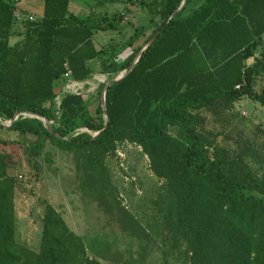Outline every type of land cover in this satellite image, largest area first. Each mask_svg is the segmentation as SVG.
<instances>
[{"label":"trees","instance_id":"trees-1","mask_svg":"<svg viewBox=\"0 0 264 264\" xmlns=\"http://www.w3.org/2000/svg\"><path fill=\"white\" fill-rule=\"evenodd\" d=\"M88 1L83 16L71 11V0H43L42 15L17 26L15 2L0 0V120L23 113L0 129L32 136L37 148L50 140L108 152L121 140L137 143L167 182L165 220L186 243L191 264H264V169L258 174L243 159L220 154L197 127L198 112L242 96L264 106V91L255 90L264 76V0H204L190 9L191 0ZM110 1L140 4L149 24L133 26L123 44L98 47L96 34L119 31L130 11H93ZM68 72L78 82L109 76L99 84L95 114L84 115L89 96L83 93H65L57 104ZM81 126L89 132L76 134ZM170 126L177 127L175 136ZM7 158L0 153V264H104L88 256L82 238L50 204L39 251L17 241Z\"/></svg>","mask_w":264,"mask_h":264},{"label":"rangeland","instance_id":"rangeland-1","mask_svg":"<svg viewBox=\"0 0 264 264\" xmlns=\"http://www.w3.org/2000/svg\"><path fill=\"white\" fill-rule=\"evenodd\" d=\"M203 1L191 0L189 9ZM120 2L113 1L112 13L123 9ZM87 3L88 0H72L71 10L79 7L80 15L86 16ZM129 5L134 8L125 14L119 31L96 34L98 47L123 44L132 34L133 26L149 24L150 16L140 4ZM26 17L17 13V26ZM151 31L152 28L148 29L136 44H144ZM129 53L130 49L124 50L119 59ZM248 62L252 64L253 58ZM92 65L98 68L99 62L94 61ZM109 80L108 75L96 73L89 80L79 82L77 89L68 87L72 84L68 78L57 98L65 93L86 94L89 107L84 115L95 114L102 102L99 84ZM255 90L264 91V76L256 78ZM198 114L201 118L198 130L220 154L230 159H243L256 173H262L263 105L242 96L228 107H218L216 111L203 109ZM1 123L8 125L10 121ZM80 132L89 130L81 126L76 134ZM170 133L175 136L177 127L170 126ZM0 138L14 140L7 145L0 142V153L8 156L6 168L15 181L16 239L19 243L39 251L44 212L50 204L70 230L82 238L88 256L101 263L191 264L186 243L175 235L165 220L171 203L167 182L153 172L148 156L137 143L121 140L116 142L114 150L104 152L97 148L88 152L59 147L50 140L41 142L42 147L37 148L32 136L23 137L2 129ZM213 148L210 149L211 157L214 156Z\"/></svg>","mask_w":264,"mask_h":264},{"label":"crops","instance_id":"crops-1","mask_svg":"<svg viewBox=\"0 0 264 264\" xmlns=\"http://www.w3.org/2000/svg\"><path fill=\"white\" fill-rule=\"evenodd\" d=\"M9 1H12V0H9ZM79 3L84 5L83 1H79ZM112 3L113 2H111V1L110 2H106L104 5L99 6L96 9L94 8L93 11L94 12H100L103 15L104 14L105 15L106 14L107 15H112L113 13L118 12V11H115V12L112 13L111 9H114L113 6H111ZM117 3L118 2H116L114 4H117ZM120 3L123 4L124 7H123V9H121L119 11H123L124 9H133L134 8V6H130L129 4L126 5L125 3H122V2H120ZM15 4H16V6L18 8V12H17L18 14L20 13L22 15H27V16L31 15L30 17H32V18H39L42 15L43 0H17V1H15ZM70 7H71V3H70ZM78 8H76V11H73V10H71V11H73L76 14L80 15L81 11L78 10ZM89 11H90V9H89ZM89 11H85L84 10V14L86 13V15H87L89 13ZM253 61H254V58H253ZM247 64L250 65L248 60H247Z\"/></svg>","mask_w":264,"mask_h":264},{"label":"built area","instance_id":"built-area-1","mask_svg":"<svg viewBox=\"0 0 264 264\" xmlns=\"http://www.w3.org/2000/svg\"><path fill=\"white\" fill-rule=\"evenodd\" d=\"M29 18L30 19H33L32 17H30L29 16ZM65 78H69V81L70 82H72V84L71 85H68V87H77V89H79L80 88V84H79V82L78 81H75V80H73L72 78H71V73L70 72H68L66 75H65ZM73 80V81H72ZM76 93H78V92H76ZM56 101H57V104L59 105L60 104V98H56ZM21 114H23V113H20V114H18L16 117H15V119L19 116V115H21Z\"/></svg>","mask_w":264,"mask_h":264},{"label":"water","instance_id":"water-1","mask_svg":"<svg viewBox=\"0 0 264 264\" xmlns=\"http://www.w3.org/2000/svg\"><path fill=\"white\" fill-rule=\"evenodd\" d=\"M184 2H185V1H184ZM184 2L182 3L180 9H181L182 6L184 5ZM180 9H179V10H180ZM128 71H129V69L126 70L125 73H122L119 77H117L113 82L109 83V84L106 86L105 91H106V89H107V87H108L109 85H111L112 83H114V82H116V81L122 79V78L126 75V73H127ZM103 101H105V94H103ZM18 114H20V113H18ZM18 114H17V115H18ZM14 119H15V118H13V119L11 120L10 123H12ZM0 124H2V123H0ZM47 124H48V123H47ZM6 126H9V125H6ZM48 127H49V125H48ZM49 128H50V127H49ZM50 129H51V128H50ZM96 135H97V134H96Z\"/></svg>","mask_w":264,"mask_h":264}]
</instances>
